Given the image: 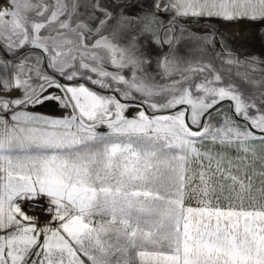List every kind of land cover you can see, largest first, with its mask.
<instances>
[{"label": "snow or ice", "instance_id": "6c2138e0", "mask_svg": "<svg viewBox=\"0 0 264 264\" xmlns=\"http://www.w3.org/2000/svg\"><path fill=\"white\" fill-rule=\"evenodd\" d=\"M236 26L264 42V0H0V264H264Z\"/></svg>", "mask_w": 264, "mask_h": 264}, {"label": "rangeland", "instance_id": "374dc122", "mask_svg": "<svg viewBox=\"0 0 264 264\" xmlns=\"http://www.w3.org/2000/svg\"><path fill=\"white\" fill-rule=\"evenodd\" d=\"M192 30H203L208 27L205 23L192 24ZM241 26L236 27H224L220 31L223 32V36L220 37L221 40L226 42L234 50L239 48L241 52L251 53L257 56H264V42L256 38H251L244 40L243 38L235 39L233 38V33L235 32L239 36ZM246 36L250 35V30L247 28L243 29ZM44 114L47 115H58L59 112L55 105L47 104L40 109Z\"/></svg>", "mask_w": 264, "mask_h": 264}, {"label": "crops", "instance_id": "0c3cea01", "mask_svg": "<svg viewBox=\"0 0 264 264\" xmlns=\"http://www.w3.org/2000/svg\"><path fill=\"white\" fill-rule=\"evenodd\" d=\"M192 203L195 204V200H193ZM224 203H226V201H224Z\"/></svg>", "mask_w": 264, "mask_h": 264}]
</instances>
